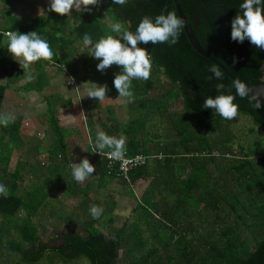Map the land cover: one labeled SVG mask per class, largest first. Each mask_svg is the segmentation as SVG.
<instances>
[{
    "label": "trees",
    "instance_id": "trees-1",
    "mask_svg": "<svg viewBox=\"0 0 264 264\" xmlns=\"http://www.w3.org/2000/svg\"><path fill=\"white\" fill-rule=\"evenodd\" d=\"M178 2L200 44L230 74L245 83L264 82V51L247 40L237 43L230 39V21L240 12L242 0ZM102 9L113 23H121L124 29L133 32L144 17L154 19L157 15L174 12L179 18L174 0H127L124 5L98 0L86 11H72L65 16L50 12V18L37 17L27 24L12 19L10 30L25 34L36 31L47 40L53 52L48 61L61 65L65 64L61 51L75 42L81 46L85 33L92 36L93 43L102 36L117 35L96 19V11ZM52 19L58 27L56 30L46 27ZM73 21V37L67 39L64 32ZM1 40L0 33V46ZM138 46L146 49L151 69L163 76L167 85L157 96L150 97L148 94L160 80L157 83L150 77L132 80L133 99L128 107L138 109L140 118H132L123 128L108 109L106 122H101L99 131L110 137H123V149L130 155L144 154L149 159L145 165L131 171L130 181L108 175L107 161L100 156L92 153L89 162L97 166L100 179L105 182L117 180L131 188L148 183L137 204L145 230L143 224L135 223L130 233L125 226L108 233L98 220L100 216L93 218L88 212L87 219L82 221L69 215L59 235L44 240L35 217L43 210L47 195L40 196L41 189L19 194L22 167L18 164L13 172L9 171L13 149L20 142L21 126L20 120H11L6 126L0 125V184L8 189L6 197L0 196V249L16 255L12 264H71L79 260L86 264H121L122 259L125 264H264V145L262 147L256 137L248 148L239 142L238 155H234L233 142L237 137L232 128L234 119L225 120L213 110L203 109V102L207 97L233 95L237 113L248 116L253 122L250 135L257 130L264 133V104L256 108V101L250 95L236 96L233 81L195 51L184 27L173 45ZM86 51L82 81L107 85L106 95L117 94L110 82L112 77L106 71H97L98 61ZM214 65L223 73L220 80L209 71ZM73 72L69 71L71 77L77 74ZM43 82L45 74L40 71L34 88L41 90ZM218 84L224 86L219 92ZM8 86L0 85V111ZM170 100L181 101L184 110L169 116L173 137L163 140L161 134L156 133L154 139H149L144 129L145 119L151 113L166 112ZM94 108L95 103L86 104L88 113ZM50 115L56 136L48 160L59 156L69 163L64 130L56 116ZM97 132L92 130L94 143ZM4 136L8 140L5 141ZM14 142L13 148L10 147ZM104 150L112 151L107 147ZM49 185L46 194L55 184ZM80 192L81 195L84 192L86 202L91 201L88 191ZM95 206L104 211L101 203ZM196 222L205 225L207 232L201 233ZM79 225L83 226L82 231ZM10 229L16 230L18 239L5 242L3 238L10 234Z\"/></svg>",
    "mask_w": 264,
    "mask_h": 264
},
{
    "label": "crops",
    "instance_id": "crops-1",
    "mask_svg": "<svg viewBox=\"0 0 264 264\" xmlns=\"http://www.w3.org/2000/svg\"><path fill=\"white\" fill-rule=\"evenodd\" d=\"M47 7L48 0H0V33L2 34L0 85L9 84L5 91L0 114L9 117L10 121L18 119L21 122L20 142L13 149L9 171L13 172L18 164L21 165L23 178L20 182L19 194L24 195L27 192L41 189L42 192H39V195H47L44 208L52 207L54 198H57L56 201L59 202V205L62 202L58 198H62V201L67 199V202L73 203L78 195L84 197V192L81 195L80 191H88V198L90 200L92 198L88 202L92 205H98L100 199L99 197H91V189L98 190L118 181L108 179L105 182V180L100 179L97 166L93 164L95 168L93 174L85 181L77 182L72 178L69 165L73 162L78 163L83 158L90 159L91 146L92 144L95 145L91 135L92 130H101L100 124L106 122L108 109H111L113 117L123 128L130 123L129 118H125V111H130V109L123 103H119L121 97L118 96V93L108 94L102 101L86 97V89L93 86V81H82L84 73V57L82 55L84 53H80L78 42L73 43V46L68 44V47L61 51L65 64L59 65L51 61L39 60L32 63L30 71L23 72L19 64L12 59L6 49V33L12 32L10 30L12 19H17L24 24L30 23L37 17L48 19L50 12L41 11L46 10ZM54 20H49L46 25L48 29L56 30L55 28H58L53 23ZM73 24L74 21L64 32L67 39L73 37ZM66 69L71 72L77 71V74H73L76 79V86L70 84L65 72ZM40 71L45 74V82H43L44 85L41 90H36L34 85L38 80ZM29 76L31 79L28 78ZM110 82L112 83V81ZM31 84V88H26ZM91 102L96 104V108L89 113L87 112L88 117L83 120L82 106L84 107ZM112 106H116L114 112ZM96 111L98 115L104 112V118L98 119L95 116ZM50 112L56 116L59 125L64 130L69 163L59 156H51L52 159L48 160L50 148L54 146V138L42 150H38L35 146V140L40 141L46 135L45 130L48 126L46 118ZM119 112L123 113L121 119L120 115H116ZM85 114L86 112H84ZM124 134L125 132L121 129V135L124 136ZM35 135L40 136V139ZM115 138L119 139L120 137L116 135ZM4 139L6 141L8 137L4 136ZM32 144H34V150ZM44 158L47 160L46 162L41 161ZM49 183L55 185L51 192L46 194L50 190ZM88 202H86L87 205H89ZM39 215H43L42 210ZM39 215L35 217V223ZM51 215L53 216V213ZM51 215L49 214V217ZM49 217L42 219L44 223L40 227V234L46 235L56 229V222L52 221L54 217ZM60 222L64 224L63 220Z\"/></svg>",
    "mask_w": 264,
    "mask_h": 264
},
{
    "label": "clouds",
    "instance_id": "clouds-1",
    "mask_svg": "<svg viewBox=\"0 0 264 264\" xmlns=\"http://www.w3.org/2000/svg\"><path fill=\"white\" fill-rule=\"evenodd\" d=\"M98 0H48V7L45 12H54L60 16L70 14L72 11H86L89 5L97 3ZM127 0H112L114 5H124ZM240 12L230 21V39L237 43L245 40L255 48L264 51V0H242L239 5ZM184 21L178 18L174 12L167 15L160 14L154 19L144 17L138 23L135 31L123 28L121 23H111L109 29L117 34L102 36L93 43V38L89 33L83 35L80 46V53L90 54L98 61L96 70L104 72L112 65L120 68V72L114 75L112 84L118 96L127 98L132 102L133 92L132 80H148L151 74L152 62L144 47L138 45L163 44L173 45L177 43L180 30ZM6 49L12 59L16 61L24 71H30L32 63L39 60H51L53 52L46 39L41 38L36 31L29 33H19L12 31L6 33ZM235 59L233 63H235ZM213 77L220 80L223 73L214 65L209 68ZM31 79V76L28 77ZM211 79V77H210ZM223 84L217 85V91L223 89ZM236 96L241 98L250 95L249 88L242 82L234 81ZM107 85H100L93 82V86L86 89V97L102 101L105 98ZM233 95L220 94L205 98L203 109L213 110L217 115L225 120H233L237 116V105L233 103ZM256 99V108L262 106L260 99ZM10 122L7 116H0V125L6 126ZM95 147L102 151L106 147L112 149L111 157L119 159L122 156L124 147L123 137L117 139L110 137L106 133L98 131L96 134ZM72 178L77 182L85 181L95 170L94 165L87 158L81 159L78 163H71ZM8 189L4 184H0V196H7ZM90 215L97 218L103 209L93 205Z\"/></svg>",
    "mask_w": 264,
    "mask_h": 264
},
{
    "label": "rangeland",
    "instance_id": "rangeland-1",
    "mask_svg": "<svg viewBox=\"0 0 264 264\" xmlns=\"http://www.w3.org/2000/svg\"><path fill=\"white\" fill-rule=\"evenodd\" d=\"M107 11L105 9H102L101 11L95 13L96 19L99 21H103V23L109 28V25L113 23L108 16H104ZM84 57V55H82ZM108 75L114 78V75L120 72V68L118 66L112 65L108 69L105 70ZM150 78H152L156 83L158 80H160V83H157L156 86L150 91L148 94L151 96H157L160 92L163 86L167 85V81L165 78L159 74H157L153 69H151ZM78 79V77H77ZM76 86V81H75ZM119 103H123L126 107H128V101L127 98L121 97V100H119ZM167 111L161 113H151L148 117V119H145V131L148 133L149 139H154L153 136L156 133L161 134V138L164 139H170L173 137L171 134L172 126H171V120H170V114H177L184 112L182 102L179 100H170L167 102ZM96 105V104H95ZM100 105V104H99ZM116 106H112V111L114 112ZM130 111H125V118H129L131 120L132 118H140L141 115H139L138 109L131 110L132 108H129ZM84 112L86 114L84 115ZM86 106H82V117L83 120L87 119ZM51 112L48 114L47 119V128L45 130L46 135L45 137L40 139V136L35 135L40 139L35 140V146L38 150L44 149L45 146L51 141V139L54 138L55 131L53 129L52 124L50 123L51 118ZM123 114V113H122ZM121 112L116 115H120L121 119ZM95 116L98 117V119L104 118V112L98 115V112H95ZM110 116H113V113L110 109ZM138 122L136 121V125ZM156 124V125H155ZM253 126L252 120L245 115L238 114L233 120V131L237 133L236 140L233 142L234 146V155H238L239 150V142L243 144V146H246L248 148L249 145H253L254 138H259L260 143L263 147L264 145V133L260 131H256L255 134L250 135L249 129H251ZM36 133V132H35ZM144 136V135H142ZM14 143H10V147L13 148ZM18 145V144H17ZM16 145V146H17ZM32 149L34 150V144H32ZM226 159V158H225ZM41 161H47L45 158ZM112 183V182H111ZM148 183H143L141 186H125L122 185L120 182L112 183L107 185V187L103 186L102 188L98 190L91 189V197H95L100 199V203L102 204V207L104 208L103 213L100 215V218L98 219L102 226L105 228V230L110 233H114L117 230H120L124 226L127 227V233H130L132 230L133 224L139 223V225L143 224V229L145 230V221L141 217V210L137 208V204L141 200L142 193L146 189ZM65 191V190H64ZM132 191V192H131ZM66 192V191H65ZM159 196V195H158ZM157 196V197H158ZM85 197L79 196L76 197L74 202L70 203V201L67 202V199L61 200L62 198H58L60 202H62L61 205H59V202L56 201L57 198H54L53 206L52 207H45L43 211V215H39L37 217L36 224L38 225L39 229H41V225L44 223L42 219L49 217V214L51 215L53 213L54 217L52 221L56 222V229L51 232H48L46 235H42L44 240H48L52 238L55 235H59L60 230L63 228L64 224L60 222L61 220H67V217L69 215H72L74 220L76 221H82L81 219L86 220L87 219V213L90 212L89 209L92 207V204L88 202L89 205L86 204V201L84 200ZM172 199V196H170V200ZM92 200V198H91ZM172 204V203H170ZM163 208V204L161 205ZM170 208V207H167ZM49 217V218H50ZM81 223V222H80ZM84 224V223H83ZM195 226L198 227V230L201 233H206V226L202 225L200 222H196ZM0 227L1 225V218H0ZM80 230H83V226L79 225ZM146 235H148V231H146ZM168 238V237H166ZM16 240L18 239L17 232L14 229H10V234H6L3 238V241L7 240ZM13 260H16V255L9 252L7 249L1 248L0 249V264H12ZM71 264H86L84 260H79L77 262L71 263ZM121 264H125V260L122 259Z\"/></svg>",
    "mask_w": 264,
    "mask_h": 264
},
{
    "label": "built area",
    "instance_id": "built-area-1",
    "mask_svg": "<svg viewBox=\"0 0 264 264\" xmlns=\"http://www.w3.org/2000/svg\"><path fill=\"white\" fill-rule=\"evenodd\" d=\"M67 76L70 77V84L75 86L76 79L70 76L68 70H66ZM92 153L96 156H100L107 161L108 175L114 174L119 179L130 181V173L134 169L143 166L147 163L149 157L144 154L130 155L125 149L122 151V156L119 159L111 157L110 150H102L97 152L95 145L91 146ZM162 156V155H160Z\"/></svg>",
    "mask_w": 264,
    "mask_h": 264
},
{
    "label": "water",
    "instance_id": "water-1",
    "mask_svg": "<svg viewBox=\"0 0 264 264\" xmlns=\"http://www.w3.org/2000/svg\"><path fill=\"white\" fill-rule=\"evenodd\" d=\"M175 5H176V9H177V13L179 18L183 19L184 24L183 27L185 29V32L188 36V39L190 41V43L192 44L193 48L195 49V51L200 54L201 56H203L204 58H206L207 60L211 61L213 64H215L216 66H218L226 75H228V77L234 82V81H239L238 79H236L232 74H230L228 72V70L213 56H211L206 50L205 48L200 44L193 26L191 25L189 19L186 17L182 7L180 6L178 0H174ZM263 72H264V64L262 66ZM264 80V77H263ZM242 82V81H239ZM244 83L250 90V96L253 98V96L257 97L258 99H260L261 103L264 104V82L261 84H252V83ZM256 101V99H254Z\"/></svg>",
    "mask_w": 264,
    "mask_h": 264
}]
</instances>
